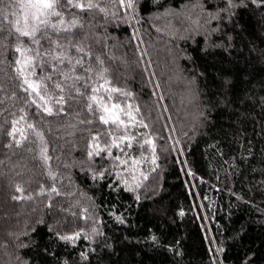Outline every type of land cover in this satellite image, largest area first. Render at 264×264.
<instances>
[{
    "label": "trees",
    "instance_id": "1",
    "mask_svg": "<svg viewBox=\"0 0 264 264\" xmlns=\"http://www.w3.org/2000/svg\"><path fill=\"white\" fill-rule=\"evenodd\" d=\"M73 3L0 0V264H264V0Z\"/></svg>",
    "mask_w": 264,
    "mask_h": 264
},
{
    "label": "snow or ice",
    "instance_id": "2",
    "mask_svg": "<svg viewBox=\"0 0 264 264\" xmlns=\"http://www.w3.org/2000/svg\"><path fill=\"white\" fill-rule=\"evenodd\" d=\"M60 0H22L20 6L22 9L25 10V19L27 21V18L29 15H31L32 20L34 21L32 27L25 28V29H17V32L22 37H28L32 40L34 44L39 45L41 38L37 37V33L41 31V25H43L45 28L48 26V17L50 16H60L61 13L58 12L57 6L59 4ZM69 4H71L73 7L80 8L81 10L84 9V7H94L91 3L88 5H82L80 3H73V0H68ZM129 7H131V3L128 4ZM65 22L63 19L60 20V25H64ZM77 26V21L73 19L69 22V26L67 27H61L59 30L64 32H70L73 28ZM53 29H57V25H52ZM50 39V38H49ZM59 46V45H57ZM78 51H82V49H77ZM17 52L21 53V55H24V51H31L30 48L25 49L24 51L21 50L20 47L16 49ZM39 54V53H37ZM57 59H60V57H57ZM16 63L20 65L19 68H17L18 73L24 77V83L32 90V92H35L37 95H40L39 89L41 88V83L32 81L28 79V76L25 74V69L32 64L31 58H26L23 63H21L20 60H17ZM79 63V61H77ZM31 75H35V72L33 71ZM93 91H96L95 89ZM111 91H116V89H111ZM43 99V97H41ZM93 101H96V97H92ZM119 105H113L112 108L107 107L106 105L102 106V110L105 113V115L100 116V120L104 124L113 123V124H123V121L120 120L118 112H116V109H119ZM44 111H46L49 115L52 113L51 108L45 107ZM129 117H131V113H129ZM150 143V141H149ZM129 147L131 144L129 143ZM91 155V153H90ZM17 191H21L20 188H17ZM55 191V189H53Z\"/></svg>",
    "mask_w": 264,
    "mask_h": 264
},
{
    "label": "rangeland",
    "instance_id": "3",
    "mask_svg": "<svg viewBox=\"0 0 264 264\" xmlns=\"http://www.w3.org/2000/svg\"><path fill=\"white\" fill-rule=\"evenodd\" d=\"M22 0H14V6L11 8V20L13 21L15 27L18 29H25V28H31L34 21L31 18V15L28 16L27 21L25 19V10L21 8ZM188 97V93H185L184 97ZM192 97V95H191ZM99 111L101 112V115H105V113L102 110V106L106 105L109 108H112L113 105H119L118 103H114L110 101L109 99L105 97H98L95 101ZM128 107V106H127ZM118 112L120 120L123 121V124L117 123V125L121 126H136L131 124L132 118L129 117V113H131V110L129 108H123L119 107V109L115 110ZM132 117V114H131ZM111 123V122H110ZM109 124V123H108ZM147 168V164L140 161L139 165L136 168V175L135 179L137 180L140 175L145 171Z\"/></svg>",
    "mask_w": 264,
    "mask_h": 264
}]
</instances>
